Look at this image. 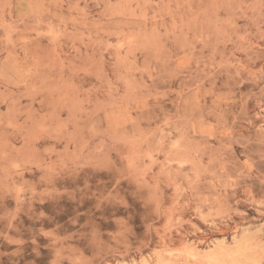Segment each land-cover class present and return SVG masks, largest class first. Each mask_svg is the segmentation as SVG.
Wrapping results in <instances>:
<instances>
[{"label": "rangeland", "instance_id": "374dc122", "mask_svg": "<svg viewBox=\"0 0 264 264\" xmlns=\"http://www.w3.org/2000/svg\"><path fill=\"white\" fill-rule=\"evenodd\" d=\"M0 264H264V0H0Z\"/></svg>", "mask_w": 264, "mask_h": 264}]
</instances>
